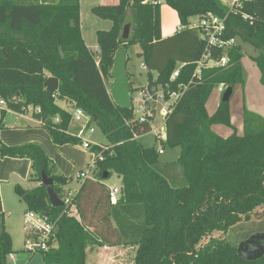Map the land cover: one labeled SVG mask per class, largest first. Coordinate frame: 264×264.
Returning <instances> with one entry per match:
<instances>
[{"label":"trees","instance_id":"1","mask_svg":"<svg viewBox=\"0 0 264 264\" xmlns=\"http://www.w3.org/2000/svg\"><path fill=\"white\" fill-rule=\"evenodd\" d=\"M161 3L175 12L180 26L209 14L225 18L223 39L239 38L259 52L252 61L264 86V0L243 1L234 11L221 0H118L115 5H97L92 14L109 20L111 28L96 32V57L82 39L79 0H0V101L5 110L23 114L28 107L38 108L33 118L42 122L39 127L55 146L78 145L81 139L68 133L70 114L56 103L65 100L82 109L107 140L91 148L92 178L83 180L71 207L53 208L42 184L32 190L14 187L25 212L45 215L57 227L56 247L39 253L43 264H86L85 250L90 245L135 246L133 264H264V257L242 259L223 238L264 212V120L244 110L243 134L223 138L211 127H232L229 102L220 101L211 116L205 110L215 86L243 85L241 47L228 50L225 66L203 69L199 78L193 77L206 43L197 31L188 29L162 38ZM126 23L131 25L130 35L123 41ZM131 46L140 48L137 56L148 70L149 83L173 92L187 86L165 118L162 145L180 149L175 162H160L156 149L134 139L148 133L150 125L133 121L132 110L116 107L110 98L107 82L114 56ZM212 55L218 59L221 51L212 48ZM177 63L184 66L171 82ZM151 71L157 72L156 81ZM49 77L58 80L54 95L43 87ZM3 116L4 112L0 130ZM55 117L58 124L52 122ZM0 158L29 160L32 178L41 182L43 171L52 179L57 196L66 197L62 187L68 179L56 174L39 144H0ZM112 174L121 179L115 204L101 182ZM88 217L97 222L92 231ZM109 229L115 231L111 238ZM13 253L3 225L0 264H7Z\"/></svg>","mask_w":264,"mask_h":264},{"label":"rangeland","instance_id":"2","mask_svg":"<svg viewBox=\"0 0 264 264\" xmlns=\"http://www.w3.org/2000/svg\"><path fill=\"white\" fill-rule=\"evenodd\" d=\"M97 5H100L99 0H79L82 39L94 56H98V51H96V32L108 31L111 28V22L109 20L100 19L92 14L91 9ZM127 18H130V14L127 15ZM193 21H195V19H193ZM235 43L241 47L242 57L240 65L242 67L244 83L243 85H236L233 88L232 96L229 101V106H231V111L233 112V128L222 125H215L212 128L216 134H223L224 136L226 134L230 136L233 133H236L238 136L243 134L244 110L264 120V86L259 82L260 72L252 61V58L257 57L259 52L250 44L242 42L239 38L235 39ZM139 52L140 48L138 46L128 47L126 51L128 57L126 71L129 75V83L132 89L143 87L148 83V70H143L141 68L142 59L137 56ZM151 76L152 81H156L157 72L151 71ZM111 83L112 80L107 82L108 90ZM224 90L225 86L222 84L213 88L205 105L208 116H211L213 110L219 105ZM156 116L157 118L152 125V131L141 136L139 138V143L146 148L153 147L156 150L162 149L164 154L159 155L160 162H175L179 156L180 149L163 146L155 137V130L160 126L163 127V111L161 108H158ZM92 128L93 134L88 135V132L84 131L82 133L83 135L80 137L89 140L91 144H106L107 140L100 133L98 128L95 125H93ZM72 132L74 133V130H72ZM72 135L77 136L76 132ZM69 146V152L66 155L63 154L60 156L62 162L60 174L65 176L77 175L78 177L80 169L83 171L89 169V165L93 161L94 152H92L91 149L82 147V142L78 145ZM101 182L107 189L121 184L116 174H112L108 180H103ZM80 183L81 180L79 182L77 181L74 187ZM21 184L22 183L16 179L12 180L8 185L3 184L1 187V197L6 212L5 215L2 214L0 216V230L3 225L6 226L7 232L13 237L12 250L15 252L12 254L15 257L14 261L9 260L10 258L8 256L7 264H43L42 257L39 253L29 254L23 249L25 230L22 221L26 206L19 201L14 193V186ZM62 193L65 196L67 195L63 191ZM7 214H9V216L6 218ZM254 232H264V218L256 220L253 217L248 222H242L223 236V238L231 245L237 247L241 240ZM213 236L218 237V234Z\"/></svg>","mask_w":264,"mask_h":264},{"label":"built area","instance_id":"3","mask_svg":"<svg viewBox=\"0 0 264 264\" xmlns=\"http://www.w3.org/2000/svg\"><path fill=\"white\" fill-rule=\"evenodd\" d=\"M243 1L247 0H221V3L229 9V11H234L239 8ZM195 19V21H193ZM188 29L191 31H197L200 34V38L206 43V49L200 59L196 62V68L193 73V77L199 78L201 71L207 68L213 67H223L228 62L227 52L228 50L236 45L235 39L224 40L223 34L225 33V18H221L214 15H207L203 18H192L189 20L187 26L178 25L176 32ZM212 48H216L221 51V56L218 59L213 58ZM96 65H98V59L96 58ZM184 64L177 63L176 67L170 77V81H174ZM141 68L143 70L146 67L142 64ZM187 86H178L177 91H169L167 86H162L160 84L147 83V85L130 89V109L133 113V121L143 124L148 123L150 125V131H152V125L157 118V110L161 108L163 111V127H158L155 130V137L162 143L166 141L165 135V118L170 115L177 101L182 97ZM226 88V87H225ZM54 95V94H53ZM0 106L5 107V103L0 101ZM26 111H30L32 114L34 112L38 113L39 109H33L28 107ZM70 114V123L73 122L81 126V129L77 133V137L81 139L82 133L84 131L88 132V135L93 134V125L90 124L89 117L80 108H74L68 112ZM38 121V120H37ZM39 125L42 123L38 121ZM55 124L59 123V118L55 117L52 119ZM148 132V133H149ZM146 133V134H148ZM145 135V134H144ZM143 136V135H141ZM139 135H134V139L139 140L141 137ZM82 140V139H81ZM100 144H91L89 141H82V147L86 149H91L93 146H99ZM101 146V145H100ZM159 155L163 154V150H157ZM94 158V156H93ZM98 161H102V155L97 154ZM95 169L94 161L89 165L87 171H82L78 174L79 179H87V175L92 173ZM119 189L114 188L109 191V200L112 204H115L118 196ZM63 205L65 207H71L72 197H65L63 200ZM23 226L25 230L23 249L26 253L36 254L47 252L49 249L56 247V231L57 227L54 222L50 221L47 216L35 213L32 211H27L23 214ZM10 258H12L10 256Z\"/></svg>","mask_w":264,"mask_h":264},{"label":"crops","instance_id":"4","mask_svg":"<svg viewBox=\"0 0 264 264\" xmlns=\"http://www.w3.org/2000/svg\"><path fill=\"white\" fill-rule=\"evenodd\" d=\"M99 3L100 5H115L118 3V0H99ZM160 18H161L162 38H167L172 36L176 32V28L178 26V19L176 17L175 12L172 9H170L168 6H166L164 3H161ZM96 51H98L97 45H96ZM56 103L61 109L67 112H70L73 109V105L65 100H58ZM217 107L218 106H216L215 110L217 109ZM215 110H213L212 114L215 112ZM2 112H4V116L2 119L3 128L0 130V144H3L8 147H14L26 143H37L40 146H42L43 149L45 150L47 157L53 162L55 166L56 174L61 175L68 179L66 185L62 187L63 192L67 194L66 197H73L78 192L81 185L83 184V180L77 178V175L65 176L60 174L62 169L61 168L62 162L60 156H62L63 154L66 155L69 152L70 146L69 145L55 146L52 143L51 138L49 137L47 132L39 127V122L33 118V115L30 111H26L25 113L20 114L5 110L4 106H0V117ZM230 114H231V126H234L232 121L233 112L231 111V106H230ZM213 127L214 126L211 127V130ZM80 129H81L80 125L71 122L68 127V133L75 134L76 132L77 135ZM72 130H74V133L72 132ZM212 132L214 131L212 130ZM216 135L223 138L228 137V134H226L225 136L223 134H216ZM84 140L89 141L87 139H82L81 141ZM82 171L83 170L80 169L79 173ZM32 173L33 172L31 170V162L27 159L0 158V199H1L3 215H5L6 211L1 197L2 185L3 184L8 185L12 180L17 179L22 184L16 186L21 187L23 190H32L41 184V182H38L32 178ZM90 178H92V174L89 173L87 175V179ZM80 180L81 183L74 187L77 181L79 182ZM118 181H120L121 183V179L119 177H118ZM120 185L113 186L108 190L110 191L114 188L119 189ZM24 213L25 211L23 212V214ZM8 216L9 214H7L6 218ZM88 221H89V217H88ZM89 223L92 225L91 227H89V230L92 231L94 229L93 226H95L93 224H96L97 222L95 219H90ZM111 223H112V228H114V224L112 221ZM4 227H5L4 230L7 232L6 226ZM97 229L100 230L101 228L97 227ZM114 232L115 231H113L112 229L111 231L109 229L108 238H111V235H114ZM7 233L10 235L9 232ZM10 237L13 243V237L11 235ZM135 250H136L135 246H129V245L128 246L116 245V246H103V247L90 245L87 246L85 250V256H86L85 262L86 264H133ZM10 256L12 258H10ZM10 256H9L10 259L9 258L8 259L14 261L15 257L13 255Z\"/></svg>","mask_w":264,"mask_h":264},{"label":"water","instance_id":"5","mask_svg":"<svg viewBox=\"0 0 264 264\" xmlns=\"http://www.w3.org/2000/svg\"><path fill=\"white\" fill-rule=\"evenodd\" d=\"M130 23H126L123 26L122 33L120 39L126 41L130 35ZM127 65V56L125 49L121 48L117 51L113 59V67L111 70V80L112 83L109 88V94L114 105L120 109L129 110L130 109V83L128 78V73L126 71ZM43 87L46 92L49 94H55L58 91V80L54 77H49ZM233 89L231 87H226L223 91L221 102L226 103L230 101L232 96ZM97 122V119H94V123ZM41 184L46 188V193L48 196V201L53 208H59L63 206V201L57 196L55 191L53 190V181L51 178L47 177L43 171H41ZM107 177L106 174L103 175V179ZM264 218V212L258 213L254 215V219L259 220ZM264 233H256L253 234L249 240L239 245L237 250V254L246 261H253L261 258L262 253L257 257H248L246 255L240 254L241 248L243 245L247 246L252 242L257 240H263Z\"/></svg>","mask_w":264,"mask_h":264},{"label":"flooded vegetation","instance_id":"6","mask_svg":"<svg viewBox=\"0 0 264 264\" xmlns=\"http://www.w3.org/2000/svg\"><path fill=\"white\" fill-rule=\"evenodd\" d=\"M256 233H264V232H254L252 234H250L249 236H247L245 239L241 240L239 242V244L236 247V251L239 248V245L241 243L246 242L247 240H249V238ZM262 253V257H264V239L263 240H257L255 242H252L251 244L245 246L243 245L240 251V254L242 255H246L248 257H257L258 255H260Z\"/></svg>","mask_w":264,"mask_h":264}]
</instances>
